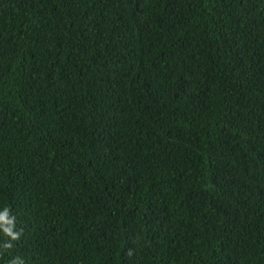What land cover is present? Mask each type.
<instances>
[{
	"label": "trees",
	"instance_id": "obj_1",
	"mask_svg": "<svg viewBox=\"0 0 264 264\" xmlns=\"http://www.w3.org/2000/svg\"><path fill=\"white\" fill-rule=\"evenodd\" d=\"M5 207L0 264H264V0H0Z\"/></svg>",
	"mask_w": 264,
	"mask_h": 264
},
{
	"label": "clouds",
	"instance_id": "obj_2",
	"mask_svg": "<svg viewBox=\"0 0 264 264\" xmlns=\"http://www.w3.org/2000/svg\"><path fill=\"white\" fill-rule=\"evenodd\" d=\"M0 232H2L5 236L10 237L11 240H18L22 233L21 231H15V217L10 216V211L7 207L0 211ZM11 243H4L3 248L8 249L11 248ZM10 264H24V261L20 257H16L15 259L10 261Z\"/></svg>",
	"mask_w": 264,
	"mask_h": 264
}]
</instances>
